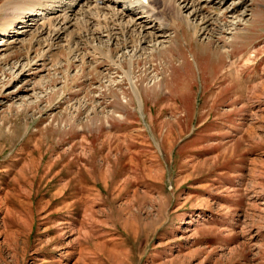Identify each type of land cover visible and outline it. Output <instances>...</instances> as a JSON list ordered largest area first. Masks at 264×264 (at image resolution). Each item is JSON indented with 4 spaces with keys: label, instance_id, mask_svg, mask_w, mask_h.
<instances>
[{
    "label": "rangeland",
    "instance_id": "obj_1",
    "mask_svg": "<svg viewBox=\"0 0 264 264\" xmlns=\"http://www.w3.org/2000/svg\"><path fill=\"white\" fill-rule=\"evenodd\" d=\"M157 2L164 44L0 52V264H264V0L209 41Z\"/></svg>",
    "mask_w": 264,
    "mask_h": 264
},
{
    "label": "bare ground",
    "instance_id": "obj_2",
    "mask_svg": "<svg viewBox=\"0 0 264 264\" xmlns=\"http://www.w3.org/2000/svg\"><path fill=\"white\" fill-rule=\"evenodd\" d=\"M226 1L227 0H27V4L14 5L11 7V16L2 23L7 28L10 27L9 31H5L4 28L1 27L2 24L0 25V52L4 50L3 48L5 46L10 47L11 45L21 44L23 38L32 33L34 35L32 40L33 43H38V45L42 44V51L40 54L38 53L39 55L37 54L36 57L38 58L37 61L42 62L44 61V57L54 49L58 50L65 47V50L66 48L68 50L73 49V51L75 50L79 53L83 46L86 45H84L83 40L88 39L89 36H95V38L100 41H102L101 39L103 37L108 42V45L112 42H116L118 37H122L121 39L124 40L126 44V36H137L139 38V43H142V45L151 44L154 40L156 41L153 43V46L156 44H164L166 41L163 39L168 38V24L164 22V19L158 14V11L153 5L154 2L163 4V6L167 8L168 6L174 5L176 8H174L175 11L173 16H168V19L172 18L174 20L175 18L184 23L187 30H192L193 33L191 37H197L198 35L200 37L204 36L208 38L207 40L209 41L212 37V27L220 30L225 28L227 30H233L235 25L240 24L239 19L237 20L238 22H233L234 25L231 23V25L229 24L230 26H227V15L232 14L233 16L234 13H236V9L233 6L230 10L229 7H226L221 11ZM14 2L16 3V1ZM205 5H215L216 7L208 12L205 10ZM98 22L103 23V27H97L99 25ZM79 26L81 28L82 26H84V28L85 26L89 27L85 29L86 32L81 35L78 31ZM95 30L103 36L94 35ZM187 36V34L184 35V37ZM184 40L186 41L185 38ZM186 44L191 46L192 43L191 41H187ZM125 46V48H127V45ZM226 51L229 50L223 51V56L232 59L233 50L227 53ZM109 53L110 48L108 54ZM107 57H105V59L109 60V55ZM28 62L30 63L31 60L27 61V63ZM225 73L229 74L230 71L226 70ZM126 76L130 77L127 73ZM133 94H135L138 104H140L141 101L135 89ZM231 110L234 111L236 108L233 107ZM233 116H236V114H233Z\"/></svg>",
    "mask_w": 264,
    "mask_h": 264
}]
</instances>
